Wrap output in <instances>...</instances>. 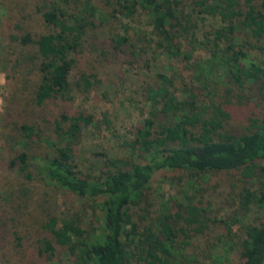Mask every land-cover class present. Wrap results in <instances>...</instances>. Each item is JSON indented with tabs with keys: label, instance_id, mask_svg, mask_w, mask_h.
<instances>
[{
	"label": "trees",
	"instance_id": "obj_1",
	"mask_svg": "<svg viewBox=\"0 0 264 264\" xmlns=\"http://www.w3.org/2000/svg\"><path fill=\"white\" fill-rule=\"evenodd\" d=\"M38 13L47 33L37 40L28 34L21 44L36 47L40 82L24 102L19 91L12 98L43 114L28 115L27 123L9 114L0 121L7 169L21 185V195L11 196L29 202L32 213L24 219L26 204L19 201L9 206L16 214L0 208L6 227L0 261L264 264V218L242 219L264 209V0H46ZM139 15L151 31L137 32L132 23ZM88 55L105 63L128 56L154 79L142 86L149 110L125 143L127 155H104L98 169L85 173L78 149L96 118L73 104L103 84L100 71L79 66ZM235 118L242 128L230 125ZM162 171L182 173L179 181L196 184L200 198L183 191L180 202L157 210L152 183ZM220 172L238 173L244 184L225 219L211 213L202 182ZM41 187L76 196L82 208L48 211L51 192ZM217 228L224 232L211 240ZM231 253L238 261L230 262Z\"/></svg>",
	"mask_w": 264,
	"mask_h": 264
},
{
	"label": "rangeland",
	"instance_id": "obj_2",
	"mask_svg": "<svg viewBox=\"0 0 264 264\" xmlns=\"http://www.w3.org/2000/svg\"><path fill=\"white\" fill-rule=\"evenodd\" d=\"M45 1L0 0V93L3 98V107L0 109L2 110L0 121L4 118V115L9 114L11 115V120L17 119L27 123L30 120L28 115L38 117L43 114L42 109L35 106L24 108L26 105L23 104L21 107L19 101L24 102L25 96L31 97L30 93L40 82L41 76L37 70H34V59H32L35 57L36 47L31 44L23 46L21 43L22 38L28 34L32 40H37L39 36L47 33V28L41 18L42 15L38 13V7L45 5ZM146 18L139 15L136 18V22L132 23L137 32L151 31L149 21ZM17 60L22 61L23 66L18 67ZM7 61H9V65L5 67L4 65ZM167 63L169 62L165 61L162 65ZM79 66H89L96 69V71H100L103 79V84L97 91L88 95L78 96L75 104H73L74 110L85 111L96 118V125L85 131L78 149L79 166L86 173L98 169V163H103L105 160L103 158L104 155H109L110 157L127 155L125 143L132 140L134 132L142 122L144 113L149 110V105L142 96V86L146 81L153 82L154 75L146 74L140 64H135L133 59L128 56L112 58L111 62L105 63L98 56L88 55L85 58L81 57ZM76 73L78 72L75 71ZM27 87L31 88L28 89ZM18 91L19 95H17V98H20V100L14 103L12 97ZM26 109L27 113L24 112ZM243 109L237 111L239 116H243L241 111ZM7 119H9V116ZM0 125L1 136L4 131V125ZM230 125L236 128H242L241 126H243L237 118L230 122ZM50 136L52 137V134ZM2 144L3 141L1 140L0 208L6 211H13L16 214V212H20L19 209H9V206L16 201H19L18 203L23 202L21 197L11 196L21 195L17 191L21 185L20 181H18V174L16 175V173L7 169L9 154H7V151H2ZM181 174L162 171L155 176L152 183V200L157 210L161 209V204L166 201L171 200L172 203L174 201L180 202L183 198V194H181L183 191L188 192L196 200L200 198L193 188V186L197 187L196 184L190 185L187 178H184L182 182L179 181V177H182ZM202 182H205V186L208 188L206 202L210 201L211 203V213L221 219L228 218L238 207L239 198L244 188L239 174L229 172L210 174L206 175ZM251 187L255 190L259 188L256 185ZM40 190H50L51 197L45 206L52 213L57 214L69 209H71L69 213H75L82 208V200L72 194L42 187ZM8 197H11L13 201L8 200ZM28 204L29 202L24 203L26 206L23 208L26 213L23 216L24 219L32 213V208L27 207ZM38 212H40L39 209ZM41 213L43 214L40 216ZM41 213L38 216L44 220L46 211L41 210ZM262 218H264V209H254L246 217H242L245 223L248 221L259 223ZM99 225V222L94 224L97 227ZM5 230L6 227L3 221L0 220V243L3 242ZM235 231L240 233L241 236V231L238 227H235ZM223 232L221 228H217L210 232L209 238L212 240ZM33 237L32 240L35 243L39 235L35 232ZM206 240L198 241L196 239L194 242L202 247L207 243ZM231 254L230 262H233V260L238 261V255L236 253ZM0 264L4 263L0 261Z\"/></svg>",
	"mask_w": 264,
	"mask_h": 264
},
{
	"label": "built area",
	"instance_id": "obj_3",
	"mask_svg": "<svg viewBox=\"0 0 264 264\" xmlns=\"http://www.w3.org/2000/svg\"><path fill=\"white\" fill-rule=\"evenodd\" d=\"M2 103H3V98H2L1 93H0V109L3 107ZM1 112H2V110H0V114H1ZM0 127H1V125H0Z\"/></svg>",
	"mask_w": 264,
	"mask_h": 264
}]
</instances>
